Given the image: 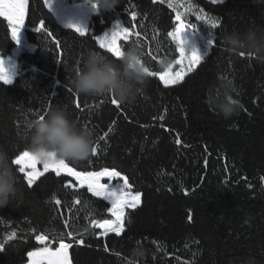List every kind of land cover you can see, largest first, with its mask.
<instances>
[{
    "label": "trees",
    "instance_id": "1",
    "mask_svg": "<svg viewBox=\"0 0 264 264\" xmlns=\"http://www.w3.org/2000/svg\"><path fill=\"white\" fill-rule=\"evenodd\" d=\"M177 13L206 41L216 37L215 46L179 83L166 86L158 75L149 76L135 101L119 102V108L111 103L119 101L114 95H82L71 87L89 51L120 63L95 40L115 22L130 30L127 40L118 41L123 52L138 42L149 71L175 70L179 53L167 33L177 26ZM198 16L218 21L217 28ZM24 27L34 49L18 55L13 83H0V151L7 153L17 189L0 207V243L16 233L0 251V264H25L29 251L44 246L36 235L51 240L67 231L84 234V244L70 249L73 264H130L137 246L146 255L134 264H264V63L223 43L226 33L264 30V0H120L112 11L95 9L83 37L61 26L44 0H28ZM37 27L42 31L37 33ZM14 47L7 21L0 17V56H9ZM165 60L168 66L162 68ZM225 79L234 82L241 104L230 119L207 103L209 92L218 93ZM58 105L67 108L78 127L93 133V146L113 129L97 156L67 162L77 170L115 168L129 178L133 192L141 193L138 207L126 210L132 223L122 237L103 236L91 226L94 219L111 218L107 202L82 189H66L51 173L28 187L12 164L20 151L29 150V125Z\"/></svg>",
    "mask_w": 264,
    "mask_h": 264
},
{
    "label": "snow or ice",
    "instance_id": "2",
    "mask_svg": "<svg viewBox=\"0 0 264 264\" xmlns=\"http://www.w3.org/2000/svg\"><path fill=\"white\" fill-rule=\"evenodd\" d=\"M215 2V0H213ZM45 5L51 11V0H44ZM28 0H0V17H3L7 21L8 27L11 29V39L13 41H19V33L24 26L25 13L27 8ZM92 7L97 9L95 3H92ZM137 13H131V19L136 21ZM198 20L204 19L207 25L211 29H216L218 26V21L207 20L204 17H197ZM177 26L174 31H169L167 35L171 37L176 43V51L179 53L180 59L174 61L176 64L183 65L184 60H187V66L181 67V70L171 74V69H167L162 73H155L149 71L147 68L149 76L159 75V80L163 81L167 86L169 83L176 84L183 78L186 72H191L194 67L201 63L202 57L197 53L196 50H188L190 56H186V49L184 47L185 41L182 39V34L185 32L186 28H195V24H187L182 19L181 15L177 13L176 15ZM40 24L43 26L44 21L41 20ZM69 29H73L81 37L85 36L88 30L79 25L69 23L65 25ZM37 33L42 31V28L37 27L34 29ZM47 35H52L47 33L46 28L43 29ZM139 37V33H136ZM130 36V30L128 27H118L114 28L110 33L106 32L102 36H96L95 40L99 45L100 49L106 50L113 57L120 58L123 54L118 41L127 40ZM209 44L213 47L216 44V37L209 41ZM241 56L244 55L243 52L240 53ZM5 62L2 57H0V83L4 85H9L13 83V77L9 73L8 69L4 66ZM111 103L117 108L120 107L119 101L115 98L111 99ZM77 109L81 108V104H76ZM38 119H44L45 115L38 114ZM113 123H115L113 121ZM30 127V125H29ZM113 131L109 128L104 132L103 136L98 138V143L92 147L91 155L93 157L98 155V152L102 151L100 147L104 143L105 139L109 137V134ZM177 144L180 143L179 140L176 141ZM12 164L18 166L19 173L23 174V179L26 180L27 186L32 187L37 185V181L45 177L46 174H54L55 177L61 178L63 180V186L66 189L72 190H84L85 193H90L91 197L100 198L101 200L107 202L105 207L111 218H101L99 220H92L91 226L99 228L102 230L101 235L108 236L109 233H114L115 237H122L126 233V227L132 223L130 216H126L127 209H136L141 201V193L133 192L132 185L129 182V178L126 175H122L120 171L115 168L109 169L107 167L99 171H91L87 168L83 170H77L75 166H70V163L65 160L51 159L41 163L38 158H36L29 150L20 151L15 158L12 160ZM42 164V170L38 169V165ZM71 178V179H69ZM117 179L118 182L115 187H110L112 181ZM107 180V182H105ZM55 204L59 205L61 203L60 199L53 197ZM76 204H80V199L75 201ZM89 204L88 200L84 201ZM189 220L192 216L189 215ZM68 226V222L65 221V227ZM35 231V229H33ZM85 232L88 229L84 230ZM83 233H74L73 231L60 232L57 235H53L51 240L47 234H38L35 236L36 241L44 245L41 248H37L34 251H29L27 253L28 264H73L70 249H73L74 244H84ZM16 236V233H11L7 240L0 243V251L4 250L5 244L11 241ZM79 237V238H77ZM67 240V242H66ZM57 242L58 247L52 248V243ZM155 242V241H154ZM139 244L140 241L138 240ZM107 248V245L105 246ZM120 255V253H116Z\"/></svg>",
    "mask_w": 264,
    "mask_h": 264
},
{
    "label": "clouds",
    "instance_id": "3",
    "mask_svg": "<svg viewBox=\"0 0 264 264\" xmlns=\"http://www.w3.org/2000/svg\"><path fill=\"white\" fill-rule=\"evenodd\" d=\"M99 11H112L120 0H90ZM225 47L232 52L244 51L258 62L264 63V30L247 29L233 31L223 37ZM169 61L162 62L167 67ZM143 62L142 47L133 41L120 57L117 64L106 56L89 51L83 60V67L70 80L71 87L82 95H114L121 103L134 102L139 87L147 83L149 75ZM219 92L210 91L207 103L213 106L225 119L237 115L241 104L236 99V86L230 79L222 80ZM29 151L43 163L53 158L65 161H82L90 157L93 147V133L78 127L71 119L65 106L58 105L48 111L44 119H36L30 125ZM17 192L15 176L8 163L7 153L0 151V207L7 205ZM85 208L88 204L85 203ZM134 264L136 257L143 258L142 247L131 250ZM251 264V262H245Z\"/></svg>",
    "mask_w": 264,
    "mask_h": 264
},
{
    "label": "rangeland",
    "instance_id": "4",
    "mask_svg": "<svg viewBox=\"0 0 264 264\" xmlns=\"http://www.w3.org/2000/svg\"><path fill=\"white\" fill-rule=\"evenodd\" d=\"M52 1V0H51ZM213 1V0H210ZM218 0H215V2ZM53 8L55 9V12H57L58 14H61L65 19H67L68 22H64L65 24H79L80 22L83 20L85 21V19H87V17L95 11V9L92 7V4L90 3H74V4H69L67 3L65 0H53ZM61 2V3H60ZM65 4L67 6V8L69 10H75L74 11V16L70 17L69 16H65L64 13V9H63V5ZM71 14V13H68ZM82 26V25H81ZM114 28H118V26L116 27H112L108 30H106L104 33L108 32L110 33ZM103 33V34H104ZM102 34V35H103ZM100 35V36H102ZM22 36H24V43L31 47L34 48L33 45L29 44L26 39H25V34H24V30H23V34ZM182 39L185 41L184 47L186 49V56H190V52L188 50H196L197 53L203 58V56L206 54V52L208 51V49L210 48V44L208 41H206L202 36H200V34L194 32L193 30H191L190 28H186L185 32L182 34ZM22 50L21 45H16V47L13 48V50L11 51V54L9 56L3 57L4 62H8L9 60H15L17 59V54ZM178 59H180V57H178ZM185 67L187 66V60H184L183 65L181 64H177V68L175 70H172L171 68V74H175V72H178L181 70V67ZM169 69V68H168ZM167 70V69H166ZM187 73V72H186ZM159 77V75H158ZM162 83L164 84V82L162 81ZM165 85V84H164ZM168 85H174L172 83H169ZM167 85V86H168ZM39 170H42V164L37 166ZM107 182V180L105 181ZM109 183H111L110 187H115L117 185V183H122V181H119L117 179H113L112 181H108ZM28 264V261L25 263Z\"/></svg>",
    "mask_w": 264,
    "mask_h": 264
},
{
    "label": "crops",
    "instance_id": "5",
    "mask_svg": "<svg viewBox=\"0 0 264 264\" xmlns=\"http://www.w3.org/2000/svg\"><path fill=\"white\" fill-rule=\"evenodd\" d=\"M55 1V0H54ZM223 0H218V1H216V2H222ZM213 2V1H212ZM53 3H55V2H53V0L51 1V13L53 14V16L55 17V19L57 20V22L61 25V26H63V27H65V25H67V24H65L64 22H68L67 21V19H65L61 14H58L57 12H55V9L53 8ZM61 3V2H60ZM56 4V3H55ZM63 5V9H64V13H65V16L67 17V16H69V15H71L70 17H73L75 14H74V9L73 10H69L68 8H67V6L65 5V4H62ZM46 6V5H45ZM47 7V6H46ZM48 9V8H47ZM49 10V9H48ZM68 13H71V14H68ZM93 13H95V11L94 12H92L88 17H87V19H85V21H81L80 22V25H82L83 27H85L87 30H88V24H89V19H90V16L93 14ZM116 26H118V27H122L118 22H115L114 24H113V27H116ZM65 28H67V27H65ZM23 30H24V34H25V27L23 26V28L21 29V32L19 33V41L18 42H16V41H14L15 42V47H16V45H21V47H22V50L17 54V57H18V55L21 53V52H23V51H29V52H32L33 51V49L34 48H31V47H29V46H27L25 43H24V36H22V34H23ZM10 32H11V29H10ZM4 66L8 69V71H9V73L12 75V77H13V79L16 77V75H17V59H16V62H15V60L13 59L12 61L11 60H9L8 62L6 61L5 62V64H4Z\"/></svg>",
    "mask_w": 264,
    "mask_h": 264
}]
</instances>
